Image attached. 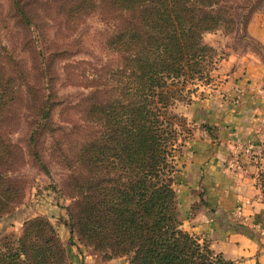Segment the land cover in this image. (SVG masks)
Wrapping results in <instances>:
<instances>
[{
  "label": "trees",
  "instance_id": "trees-1",
  "mask_svg": "<svg viewBox=\"0 0 264 264\" xmlns=\"http://www.w3.org/2000/svg\"><path fill=\"white\" fill-rule=\"evenodd\" d=\"M48 1L61 14L74 16V22L88 11L107 13L106 44L120 58L112 82L88 95L86 124L66 157L73 172L66 184L73 199L67 208L71 239L76 234L110 258L129 257V264H236L182 227L174 180L176 154L192 131L175 106L191 103L197 81L212 80L218 59L203 36L234 25L237 5L230 0ZM12 2L20 20L34 23L35 0ZM237 14L245 25L248 14ZM1 53L0 213L16 204L25 189L13 175L24 161L22 148L10 140L18 108L26 103L34 112L28 150L38 162L37 141L46 131L55 133L51 70H41L44 93L37 91V96L34 89H40L30 84L18 61L5 49ZM202 127L210 133V125ZM258 167L264 200V162ZM0 264H68V256L55 226L38 215L24 222L19 236L4 239Z\"/></svg>",
  "mask_w": 264,
  "mask_h": 264
},
{
  "label": "rangeland",
  "instance_id": "rangeland-1",
  "mask_svg": "<svg viewBox=\"0 0 264 264\" xmlns=\"http://www.w3.org/2000/svg\"><path fill=\"white\" fill-rule=\"evenodd\" d=\"M35 1L31 8L34 23L28 25L15 15L12 0H0V53L5 49L18 61L28 73L30 84L40 89H34L37 96L38 92L44 93L41 92L44 86L41 70H51L47 77L53 79L54 94L50 104L54 102L55 106L50 126L55 133L46 131L37 141L35 148L41 157L38 162L28 150L34 112L25 108L26 103L18 108L19 119L12 125L10 140L22 148L24 161L13 175L24 181L25 189L16 204L0 213V247L6 237L21 234L26 220L41 215L51 221L64 242L68 264H129V257L110 258L105 252L82 243L76 234L71 239L67 225V208L73 202L66 186L73 173L67 167L68 150L79 139V129L86 124L83 109L88 95L112 82L113 70L120 62L119 56L106 44L108 14L88 11L77 23L74 16L61 14L48 0ZM228 3L237 5L234 8L236 23L203 36L204 42L216 50L218 59L211 73L212 80L209 84L197 81L198 91L192 95L191 103L178 102L175 106V111L187 118L192 130L190 136L198 141L191 147L197 152L209 153L207 163L214 165L211 169L205 164L203 185L200 183L195 189L189 187L193 201L186 210H182L180 197L183 191H188L187 187L182 175L174 180L182 227L193 234L192 218L199 210L207 219L213 218L226 228L249 231L239 223L241 204L236 203L230 218L223 208L214 207L210 188L216 187V183L237 186L236 180L246 168L255 170V164L264 162V100L257 103L258 99L254 98L260 93L264 98V93L259 91L264 89V81H254L246 72L252 62L264 69V41L247 31L251 23L264 28V0H230ZM243 12L248 14L245 25L238 22L237 13ZM63 48L67 51L53 56L52 52ZM23 96L26 98L27 94L23 92ZM228 115L234 119L226 126L222 122ZM203 124L211 126V134L203 131ZM191 152L188 151L187 156ZM41 164L49 173L43 171ZM199 174L195 175L196 179ZM259 222L253 227L256 237L264 233L263 222ZM198 236L205 238L211 247L210 238Z\"/></svg>",
  "mask_w": 264,
  "mask_h": 264
},
{
  "label": "crops",
  "instance_id": "crops-1",
  "mask_svg": "<svg viewBox=\"0 0 264 264\" xmlns=\"http://www.w3.org/2000/svg\"><path fill=\"white\" fill-rule=\"evenodd\" d=\"M247 31L257 40L264 41V28L255 27V24L251 23L248 25ZM246 72L252 80L264 81V69L260 64L255 62L248 64ZM259 91L264 93V89ZM254 98L258 99L257 103H261L264 100L261 93ZM242 117L245 118L246 116L243 114ZM233 119L228 115L224 118L222 124L227 126ZM192 136L184 141L175 157L178 169L175 174V181L179 174L182 175V182L186 185L188 193L189 187L195 189L199 187L200 183L202 185L205 183L203 174L207 170L205 164L210 166L211 169L214 166L207 163L209 153L197 152L195 148L191 147L192 143H198ZM190 150L192 151L191 155L187 156ZM259 164L261 163L255 164V170L246 168L240 174V178H237V186L216 183V187L210 188L213 193V196L210 195L213 201L212 204L221 210L223 208L230 218H232L231 214L236 203L241 204L240 214L242 219L239 220V223L243 228L249 230L248 232L235 231L233 228H226L224 225H220L213 218L207 219L202 210H199L192 218L191 231L210 238L212 250L222 254L226 259L233 260L236 264H264V233L256 237V231L253 228L255 223H260L259 221H261L264 229V200L262 199L261 188L257 180ZM197 170L200 171V174ZM208 171L211 172V170ZM197 174H199V177L196 179L195 175ZM205 189L207 190V188ZM187 192L183 191L182 197H180L182 210H186L187 206L193 201V196L190 193L188 196ZM217 212L220 211L217 210ZM65 238L66 234L64 233L63 239Z\"/></svg>",
  "mask_w": 264,
  "mask_h": 264
}]
</instances>
